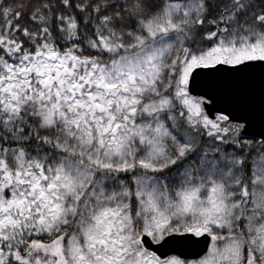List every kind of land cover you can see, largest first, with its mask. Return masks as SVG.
<instances>
[{"label": "snow or ice", "instance_id": "1", "mask_svg": "<svg viewBox=\"0 0 264 264\" xmlns=\"http://www.w3.org/2000/svg\"><path fill=\"white\" fill-rule=\"evenodd\" d=\"M0 264H264V0H0Z\"/></svg>", "mask_w": 264, "mask_h": 264}]
</instances>
